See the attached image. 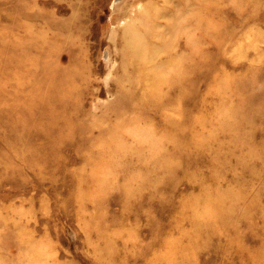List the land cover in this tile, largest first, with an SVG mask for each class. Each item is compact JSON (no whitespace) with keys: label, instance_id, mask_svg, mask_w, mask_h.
Returning a JSON list of instances; mask_svg holds the SVG:
<instances>
[{"label":"rangeland","instance_id":"obj_1","mask_svg":"<svg viewBox=\"0 0 264 264\" xmlns=\"http://www.w3.org/2000/svg\"><path fill=\"white\" fill-rule=\"evenodd\" d=\"M0 264H264V0H0Z\"/></svg>","mask_w":264,"mask_h":264},{"label":"bare ground","instance_id":"obj_2","mask_svg":"<svg viewBox=\"0 0 264 264\" xmlns=\"http://www.w3.org/2000/svg\"><path fill=\"white\" fill-rule=\"evenodd\" d=\"M153 14H155V13H153ZM151 17V16H150ZM154 17V16H153ZM189 39H190V37H189ZM187 43V42H186ZM185 76V75H184ZM190 78V77H189ZM161 100H164V99H162V98H160ZM160 101V100H159ZM160 103V102H159ZM149 104H151V103H149ZM157 104V103H156ZM163 104H164V102H163ZM151 105H153V104H151ZM167 105H168V102H167ZM166 106V105H165ZM155 107H157V106H155ZM162 107V106H161ZM160 107V108H161ZM167 107V106H166ZM169 107H171V106H169ZM173 107V106H172ZM162 108H165V107H162ZM167 109H169L168 107H167ZM164 110V109H163ZM172 110V109H171ZM158 112H159V109H158ZM139 184V183H138ZM138 186V185H137ZM141 187V186H140ZM138 188V187H137ZM142 189V188H141ZM141 193V192H140ZM139 196V195H138ZM199 237V236H198ZM200 249V248H199Z\"/></svg>","mask_w":264,"mask_h":264}]
</instances>
